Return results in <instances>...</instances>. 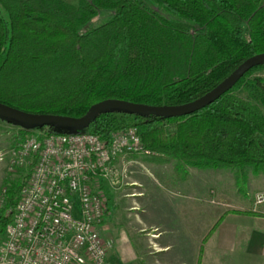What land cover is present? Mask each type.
I'll return each instance as SVG.
<instances>
[{"label":"trees","instance_id":"16d2710c","mask_svg":"<svg viewBox=\"0 0 264 264\" xmlns=\"http://www.w3.org/2000/svg\"><path fill=\"white\" fill-rule=\"evenodd\" d=\"M151 2L156 9L144 0H0V103L72 118L105 99L178 106L206 94L244 59L264 53V0ZM105 10L109 18L81 31ZM263 67L264 62L246 71L189 116L105 107L74 130L106 138L134 127L145 150L175 160L178 168L250 167L254 174L264 173V76H252ZM22 178L19 172L4 180L0 233ZM227 212L261 215L250 209ZM200 255L201 247L195 264Z\"/></svg>","mask_w":264,"mask_h":264},{"label":"built area","instance_id":"2783aa9c","mask_svg":"<svg viewBox=\"0 0 264 264\" xmlns=\"http://www.w3.org/2000/svg\"><path fill=\"white\" fill-rule=\"evenodd\" d=\"M132 154H152L143 148L134 127L106 138L46 128L13 137L0 149V162L5 161L10 174L20 172L23 178L1 233L0 264H103L111 242L99 234L108 214L99 180L116 183L114 162ZM4 190L5 185L0 205ZM260 204L264 191L254 195V205Z\"/></svg>","mask_w":264,"mask_h":264},{"label":"crops","instance_id":"0c3cea01","mask_svg":"<svg viewBox=\"0 0 264 264\" xmlns=\"http://www.w3.org/2000/svg\"><path fill=\"white\" fill-rule=\"evenodd\" d=\"M166 159L157 154L127 155L114 162L119 174L116 183L99 180L108 203L99 234L111 242L105 264H135L141 248L147 256L161 255L157 264H195L199 247V264H264V208L257 212L261 215L227 212L238 208H225L236 202H225L224 194L213 198L219 204L211 205L206 195L194 202L193 193L177 187L176 181L174 184L173 174L178 173L171 169L192 175L190 170L195 168H178L171 159L170 172L159 170L157 166L163 168ZM123 166L125 172L121 173ZM222 213L221 221L202 241ZM210 215L212 221H203ZM149 243L154 252L148 251Z\"/></svg>","mask_w":264,"mask_h":264},{"label":"rangeland","instance_id":"374dc122","mask_svg":"<svg viewBox=\"0 0 264 264\" xmlns=\"http://www.w3.org/2000/svg\"><path fill=\"white\" fill-rule=\"evenodd\" d=\"M69 3L75 4L77 0H65ZM88 1V0H87ZM149 6H151L153 9H156V6L151 2V0H144ZM111 16L110 11H100L97 13L95 17H93L85 27L81 31H84L88 28H91L100 22L106 20ZM253 75H261L264 76V67L256 70ZM238 95L245 97V94L242 91L237 92ZM34 127H26L21 126L15 123L7 122L0 118V149H4L8 147L11 143V140L13 137L17 136L19 134L20 130H33ZM56 129L73 133L76 130L70 129V128H61L56 127ZM83 130V129H81ZM149 160H154L155 157H148ZM168 165H163L164 167L161 168V166H157V168L160 167L159 170H163L165 172H170L169 165L171 164V159H166ZM115 165V164H114ZM141 168V170H143ZM159 170L157 173H159ZM172 172H177V174H173L174 180H172L176 186L184 191H188L193 193L194 202L198 201L197 199L204 198L205 195L209 199V203L211 205L219 204L217 201H213V198H216L219 194H224L225 202H233L235 200V206H230L228 204H225V208L231 209V207H236L238 209L235 210H252L255 212H260L262 208H264V204H260L255 206L254 205V195L257 192L264 191V173L259 172L258 174H254L250 167H243L241 169H192L190 171H193L192 175L189 173L183 174L185 170L181 169H171ZM144 171V170H143ZM23 174H25L23 172ZM199 175V176H198ZM18 174H10V172L7 169V166L5 164V161L0 162V195L4 184V180L16 178ZM182 177L180 180L179 177ZM178 178V179H177ZM173 184V185H174ZM172 185V186H173ZM175 186V185H174ZM207 190L209 192H207ZM222 204V203H220ZM262 207V208H261ZM212 221L211 215L205 216L203 221ZM168 236V235H166ZM1 237V233H0ZM149 252H154V246L149 243ZM139 254H137V261L135 264H157L156 258H160L161 255L152 253L151 255L145 254V249L141 248L139 250ZM107 260V259H106ZM103 264H105L107 261Z\"/></svg>","mask_w":264,"mask_h":264},{"label":"water","instance_id":"95a60500","mask_svg":"<svg viewBox=\"0 0 264 264\" xmlns=\"http://www.w3.org/2000/svg\"><path fill=\"white\" fill-rule=\"evenodd\" d=\"M263 62L264 53L255 54L244 59L206 94L194 101L178 106H154L125 100L105 99L89 106L82 116L72 118L54 114H30L0 103V118L8 119L12 121L11 123L15 124H25L26 127L38 128L40 127V124H43L61 128L79 129L87 125L93 114L105 107H111L133 113L157 115L161 117L189 116L213 102L220 95L230 89L246 71Z\"/></svg>","mask_w":264,"mask_h":264}]
</instances>
